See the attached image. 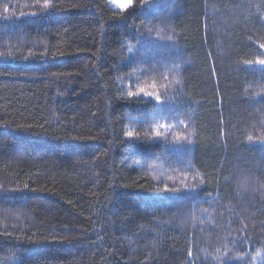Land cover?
I'll return each instance as SVG.
<instances>
[{
	"label": "trees",
	"instance_id": "16d2710c",
	"mask_svg": "<svg viewBox=\"0 0 264 264\" xmlns=\"http://www.w3.org/2000/svg\"><path fill=\"white\" fill-rule=\"evenodd\" d=\"M30 1L0 0V264H264V0Z\"/></svg>",
	"mask_w": 264,
	"mask_h": 264
},
{
	"label": "snow or ice",
	"instance_id": "6c2138e0",
	"mask_svg": "<svg viewBox=\"0 0 264 264\" xmlns=\"http://www.w3.org/2000/svg\"><path fill=\"white\" fill-rule=\"evenodd\" d=\"M113 2L116 3L117 7L121 8V9H125L132 3V0H127V2H124V0H113ZM157 89H158V85L156 84L155 81H153L151 84L144 83V84L138 85L135 92L128 91L127 96L132 98V97H135L139 94H143V95L148 96V97H153L157 101H160L161 96H160L159 91ZM162 127L167 128L168 126L163 125ZM153 132H154L155 136H162L164 134V133L160 132L159 128H154ZM136 135H137V133L134 130L126 132V136L130 137V138H133Z\"/></svg>",
	"mask_w": 264,
	"mask_h": 264
},
{
	"label": "rangeland",
	"instance_id": "374dc122",
	"mask_svg": "<svg viewBox=\"0 0 264 264\" xmlns=\"http://www.w3.org/2000/svg\"><path fill=\"white\" fill-rule=\"evenodd\" d=\"M18 1H20V0H18ZM21 2L22 3H30L31 1L30 0H21ZM108 2H109V4L113 7V8H117V9H121V8H119V7H117V5H116V3H114L113 2V0H108ZM124 2H127V0H124ZM8 10V8L7 9H5V11H7ZM166 31H168V30H166ZM165 31V33L167 34L168 32H166ZM168 35V34H167ZM167 35H165V34H161L160 33V35L158 36V37H162V38H160V39H162V40H164L165 41V39H167V42H166V44H164V50L166 49V48H168L171 44V40H172V37H170V38H167ZM159 39V40H160ZM170 41V43H168ZM172 49H174L175 47L174 46H170ZM177 51V50H176ZM146 53L145 52V49L144 48H142V50H141V57H140V60H142V59H144V54ZM164 66H162V68H163ZM167 82L169 83V81H168V79H167ZM170 84V83H169ZM151 90V89H150ZM157 90H159V89H157ZM251 181V179L249 178V180L247 179V184L249 183ZM21 213H24V212H21ZM26 216V215H25ZM27 218H28V215L26 216ZM15 218H19V217H15ZM26 218V219H27Z\"/></svg>",
	"mask_w": 264,
	"mask_h": 264
}]
</instances>
